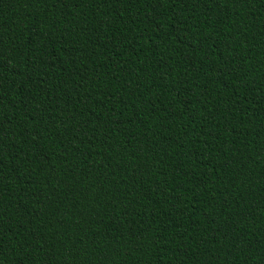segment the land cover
Instances as JSON below:
<instances>
[{
    "label": "trees",
    "instance_id": "trees-1",
    "mask_svg": "<svg viewBox=\"0 0 264 264\" xmlns=\"http://www.w3.org/2000/svg\"><path fill=\"white\" fill-rule=\"evenodd\" d=\"M0 264H264V0H0Z\"/></svg>",
    "mask_w": 264,
    "mask_h": 264
}]
</instances>
